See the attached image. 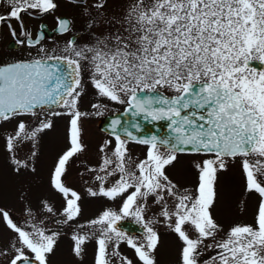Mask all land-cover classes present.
<instances>
[{
    "label": "snow or ice",
    "instance_id": "snow-or-ice-1",
    "mask_svg": "<svg viewBox=\"0 0 264 264\" xmlns=\"http://www.w3.org/2000/svg\"><path fill=\"white\" fill-rule=\"evenodd\" d=\"M65 2L86 17V36L81 43L74 36L56 54L41 44L42 34L33 37L24 17L55 13L57 0H0V26L30 57L0 63V128L15 121L12 132L0 133L12 173L35 174L54 118L67 122L65 147L48 176L62 207L43 198L37 211L44 218L24 225L0 208V225L10 234L0 233V264H51L65 228L77 264L89 243L92 264H160L158 225L180 242L177 264H264V0H119L116 10L112 0ZM56 20L59 34L72 31L70 20ZM87 85L96 97L92 112L80 108ZM104 101L124 106L129 118L110 121L111 138L97 148L99 163L85 167L86 193L119 207L81 223V194L65 176L87 151L83 120L103 117ZM145 123L166 127L167 135H144ZM129 144L144 146V157H134ZM180 155L203 157L193 161L192 188L168 173ZM237 161L244 180L239 210L247 212L248 197L256 203L251 223L225 231L212 210L220 174ZM153 206L158 211L149 215ZM27 213L32 216L30 206ZM125 220L142 235L121 228Z\"/></svg>",
    "mask_w": 264,
    "mask_h": 264
},
{
    "label": "rangeland",
    "instance_id": "rangeland-1",
    "mask_svg": "<svg viewBox=\"0 0 264 264\" xmlns=\"http://www.w3.org/2000/svg\"><path fill=\"white\" fill-rule=\"evenodd\" d=\"M110 7L113 10L119 8V0H112ZM107 26V25H106ZM85 81H87V74L85 73ZM96 102L94 90L90 85H87V92L82 97L80 108L82 111L92 112L90 105ZM108 104L106 113L118 110L122 105ZM104 114V115H105ZM101 117L90 115L83 120V139L87 145V151L70 166L65 181L67 185L81 194V206L83 208V215L79 218L81 223L88 219L95 218L101 211L107 207L118 209L119 201L113 202L103 198H92L86 193V188L90 185L85 183L88 175L85 172L86 166H96L99 163V153L97 151L98 145L104 139H110L109 134L98 129L96 123L97 119ZM55 127L53 130L47 132L45 137L41 140L39 146L38 158L35 161L37 169L35 174H24L17 176L12 173L8 162V153L3 147V139L0 138V208L9 211L11 216L21 225L25 222H32L33 217L38 221L44 218V214L38 212L39 201L43 198L59 210L62 207V198L52 192L48 187V176L52 168L57 154L65 147V129L66 120L63 118H54ZM129 149L134 157L143 158L145 154V147L136 144H129ZM28 155L27 149L19 153L21 158ZM203 157L195 155H180L179 162L174 168H170L168 173L170 177L178 183L181 187L192 188L196 183V171L193 167V161L202 159ZM81 173H84L83 179ZM219 199L214 207L213 216L219 224L223 226L225 231L235 223H251L252 212L256 203L255 197H248V210L241 213L239 210V202L243 199L244 180L239 166V162L230 165L227 172L220 174L218 183ZM21 194H24V199H21ZM32 209V218L27 215L24 219L18 217L21 213L26 212L27 208ZM158 211L153 206L149 212L152 215ZM22 220V221H21ZM52 227L51 224L48 225ZM161 236L162 244L158 254L160 264H177L178 252L180 242L174 234L169 233L162 225L157 226ZM65 234L61 236L58 241L56 252L50 257L51 264H77L75 258L71 255V230L65 228ZM0 233H3L5 238L10 235L6 229L0 225ZM222 235V234H221ZM139 237L140 235H133ZM93 245H88V255L83 264H92ZM121 251L129 258L135 260L134 252L126 245L121 246Z\"/></svg>",
    "mask_w": 264,
    "mask_h": 264
},
{
    "label": "flooded vegetation",
    "instance_id": "flooded-vegetation-1",
    "mask_svg": "<svg viewBox=\"0 0 264 264\" xmlns=\"http://www.w3.org/2000/svg\"><path fill=\"white\" fill-rule=\"evenodd\" d=\"M57 2L59 3V7L57 8L55 13L38 17L36 19H29L27 16H25L24 20L25 25L31 29L34 38L37 34H42L44 38L41 40V44L49 50L53 48L57 49L56 54H60V50L65 47L66 42L69 39H72L74 36L80 37V39L77 40V43H81L84 41L86 36L84 29L87 21L80 8L66 3L65 0H57ZM56 17H62L70 20L72 23V31L63 35L59 34L56 31ZM12 23L15 26L16 22L12 21ZM42 25L43 27H41ZM17 31H19V29H17ZM27 51L28 50L23 48L22 46L15 44L11 36L7 33L6 28L0 26V63H8L17 59H30V57H28L27 55ZM32 51L33 55H35V50L33 49ZM14 127L15 121L11 123H5L3 127L0 128V133H10L12 132ZM44 137L45 135L43 136V138ZM24 215L27 217L28 213L23 212L18 217H22V219H24L23 221H25ZM29 217L32 218L31 216ZM129 233H131L132 235H142V231H131Z\"/></svg>",
    "mask_w": 264,
    "mask_h": 264
},
{
    "label": "water",
    "instance_id": "water-1",
    "mask_svg": "<svg viewBox=\"0 0 264 264\" xmlns=\"http://www.w3.org/2000/svg\"><path fill=\"white\" fill-rule=\"evenodd\" d=\"M256 67L259 68L260 65L257 64ZM123 109H124V106L121 110L105 114L103 117L99 118L97 120V123H96L98 128L100 130L108 133L110 121L113 118H121V119L129 118L128 116L124 115ZM153 133H158L160 136H165V135H167V129H166V127H164L160 124H157L154 126L152 124L145 123L143 134L149 135V134H153ZM120 227L123 228L124 230L128 231V232H131V231L140 232V231H142L138 225H136L135 223H133L129 220H125V221L120 222Z\"/></svg>",
    "mask_w": 264,
    "mask_h": 264
}]
</instances>
